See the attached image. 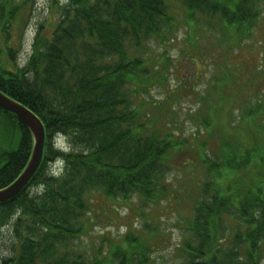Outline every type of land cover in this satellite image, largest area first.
<instances>
[{"label": "trees", "instance_id": "trees-1", "mask_svg": "<svg viewBox=\"0 0 264 264\" xmlns=\"http://www.w3.org/2000/svg\"><path fill=\"white\" fill-rule=\"evenodd\" d=\"M21 3L0 0V29ZM58 12L57 27L36 38L24 69L0 62V90L31 109L46 131L43 162L28 188L0 204V232L11 227L15 236L4 264H154L151 254L162 240L153 219L140 231L128 229L109 251L102 244L93 259L75 249L96 194L125 204L133 197L165 202L170 165L191 151L173 123L158 127L173 114L140 97L155 83L165 85L170 58L160 56L162 68L154 72L153 59L142 57L153 40L173 39L180 20L190 37L206 22L231 48L240 47L253 35L264 0H69ZM247 73L245 96L256 99L238 96L240 126L231 132L220 119L228 101L212 111L218 85L200 98L206 108L196 122L206 136L192 153L204 177L196 195L191 187L184 194L191 213L180 225V264H264V72ZM240 127L248 128L250 143L238 135ZM58 135L67 137L69 152L56 149ZM213 140L220 152L210 155ZM32 147L27 127L0 109V190L22 174ZM58 159L64 167L55 177L49 168Z\"/></svg>", "mask_w": 264, "mask_h": 264}, {"label": "rangeland", "instance_id": "rangeland-1", "mask_svg": "<svg viewBox=\"0 0 264 264\" xmlns=\"http://www.w3.org/2000/svg\"><path fill=\"white\" fill-rule=\"evenodd\" d=\"M15 1L23 2L21 3L23 8L18 10L16 17L10 22L8 33L4 32V35L0 33V62L2 65L6 63L10 70L25 67L36 35L39 34L43 38L51 36L61 17L58 7L65 3V0ZM262 14L253 35L244 40L240 47L231 48L232 44L227 43L226 38L216 32V29L212 30L206 22H201L195 29L193 28L190 37L191 28L182 20L172 33L173 39L164 43L155 39L149 44V48L147 46L148 49L142 58L144 61L153 59L150 62L155 65L154 72L162 68L163 60L160 56L165 54L170 58L168 78L165 85L155 83L149 87L148 94H142L140 97L151 101L153 106L158 104L161 111L173 114L170 122L159 121L158 127L162 129L167 123H173L175 126L173 132L187 139L191 151L181 153L180 161H174L170 165L171 171L166 176L170 194L165 202L144 204L138 197H133L125 204L120 200L107 201L103 196L96 194L90 212L85 218L87 231L75 243L77 251L93 259L102 244L105 251H109L113 243L120 240L128 229L140 231L146 225L154 224L153 219L155 223L160 224L159 235L162 240L151 254L154 264L181 263L177 251L183 237L180 225L185 223L184 218L191 213L184 194L191 187V192L196 195V188L204 177V167L198 161V153H192L197 142L204 140L206 136L196 122L199 116L205 114L206 107L200 98L203 101V98H207L209 90L218 85L219 89L211 99L214 104L213 113L219 112L222 105L228 101L224 107L223 117L220 116L221 123L226 126V132H231L233 126H240L238 124L241 109H238L235 102L239 95L245 96L244 88L250 79L247 72L252 69L264 72V12ZM178 19H183V15ZM191 42L195 46L191 45ZM6 46L14 49L10 55L4 54ZM192 58L194 62L190 61ZM234 80H237V84L232 85ZM261 83L264 85V79H261ZM255 91L257 90L253 86L254 94ZM245 97L256 99L250 92ZM230 106L231 109H228ZM231 110L235 112L231 113ZM233 119L237 120L236 124L232 123ZM245 129L240 127L242 132L238 135L250 143L248 128L246 131ZM63 139L67 140V137H58L56 144L59 147L63 145ZM207 151L210 155L220 152L215 140L212 149L209 147ZM13 237L15 236L11 227L0 232V264H4L13 256L11 250ZM157 242L159 239L154 240L155 244Z\"/></svg>", "mask_w": 264, "mask_h": 264}, {"label": "water", "instance_id": "water-1", "mask_svg": "<svg viewBox=\"0 0 264 264\" xmlns=\"http://www.w3.org/2000/svg\"><path fill=\"white\" fill-rule=\"evenodd\" d=\"M0 109L15 115L31 132L33 138V150L26 168L7 188L0 190V203H6L16 198L30 183L41 166L44 156L45 127L41 120L26 106L6 96L0 91Z\"/></svg>", "mask_w": 264, "mask_h": 264}]
</instances>
